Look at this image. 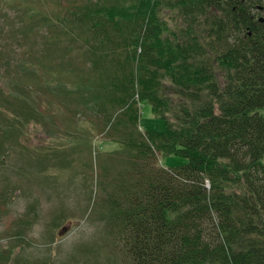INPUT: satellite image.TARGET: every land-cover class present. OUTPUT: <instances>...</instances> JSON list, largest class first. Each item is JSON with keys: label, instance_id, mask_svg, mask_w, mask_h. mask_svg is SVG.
I'll return each mask as SVG.
<instances>
[{"label": "trees", "instance_id": "16d2710c", "mask_svg": "<svg viewBox=\"0 0 264 264\" xmlns=\"http://www.w3.org/2000/svg\"><path fill=\"white\" fill-rule=\"evenodd\" d=\"M67 7L20 21L30 48L23 58L0 49V108L26 103L38 87L73 101L88 123L103 118L88 130L107 126L101 135L128 158H117L122 169L107 201L109 233L127 264H264V0ZM54 20L61 26L50 28ZM74 29L79 35L69 36ZM65 40L86 47L83 54L77 43L76 62ZM141 103L164 121L163 132L139 131ZM171 155L186 163L157 168L159 156Z\"/></svg>", "mask_w": 264, "mask_h": 264}, {"label": "rangeland", "instance_id": "374dc122", "mask_svg": "<svg viewBox=\"0 0 264 264\" xmlns=\"http://www.w3.org/2000/svg\"><path fill=\"white\" fill-rule=\"evenodd\" d=\"M80 1L0 0V49L23 58L30 48L21 42L19 32L26 24L20 27V21L26 16L52 17ZM48 26L61 25L54 20ZM76 30H68V35L77 37ZM39 36L32 37L33 48L40 49ZM81 41L65 40L63 45L74 47L75 62ZM81 43L84 54L86 47ZM64 54L62 50L57 57ZM45 71L39 72L41 76L45 77ZM76 74L69 77L74 80ZM5 76L6 70L1 69L0 79L6 83ZM3 86L0 82V89ZM41 92L34 87L26 103L16 98L11 107L3 103L0 108L7 118H0V254L9 260L0 264H127L109 233L113 217L107 201L117 189L122 169L117 158H128L116 156L120 146L101 135L107 126L104 131L88 130L90 123L99 128L102 117L88 123L90 117L84 121L76 115L73 101L65 104ZM8 119L14 133L3 125ZM138 129L164 131V121L154 117L147 103L140 104ZM155 162L157 168H168L186 160L171 155L159 156Z\"/></svg>", "mask_w": 264, "mask_h": 264}]
</instances>
